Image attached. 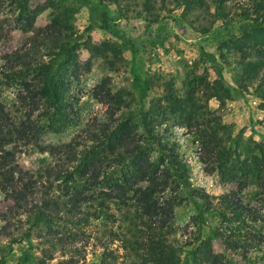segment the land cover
I'll list each match as a JSON object with an SVG mask.
<instances>
[{
    "label": "trees",
    "instance_id": "1",
    "mask_svg": "<svg viewBox=\"0 0 264 264\" xmlns=\"http://www.w3.org/2000/svg\"><path fill=\"white\" fill-rule=\"evenodd\" d=\"M26 1L9 0L18 10L13 15L2 14L4 1L0 0V41L15 27L33 23L42 7L28 9ZM143 1L151 9V0ZM178 1L184 7L198 2L204 11L212 4L215 12L221 13L227 0ZM250 1L256 16L262 12V17L256 26H242L250 31L240 44H231L242 68L235 82L240 92L252 88L264 102V0ZM80 2L87 9L86 31L110 29L111 19L100 3ZM79 45L83 42L78 43L66 27L48 23L34 29L16 51L1 57L0 92L3 87L16 86L22 110L18 126L7 127L3 132L7 114L0 101V193L11 201L9 211L26 214V231L40 224L48 232L52 221L60 216H66L80 229L99 219L98 212L107 211L106 202L111 201L121 207L122 220L129 223L130 234L128 239L120 232L110 234L113 240L124 244L122 249L133 244L141 247L143 254L135 255L140 258L138 264H179L177 251L188 247V264H236L234 257L244 264H264V142L240 147L239 139L231 136L230 128L221 123L216 111L198 117L178 112L162 101L163 106L159 105L156 111H139L137 124L132 126L128 125L129 117L116 121L120 96L99 92L95 96L111 101L107 112L111 122L86 124L68 143L48 146L50 160L39 172H23L10 159L4 146L12 143L13 136L21 138L27 147L32 138L43 132L58 134L77 123L79 98L72 87L83 68L75 55ZM169 123L184 125L190 131L204 172L216 175L223 183L234 184V189L216 201L200 189H189L186 163L177 144L170 141ZM153 145L159 157L151 155ZM181 189L201 207L180 229L179 240L175 238L178 229L170 222L173 207L183 200L178 193ZM206 212L214 213L217 223L207 228L203 239ZM13 215L0 218L4 222L1 229ZM134 220H138V226ZM135 227L140 229L133 237ZM19 241L9 238L5 254ZM212 242L219 244L221 252H214ZM50 245L54 247L56 243ZM42 252L44 256L46 250ZM54 264L77 263L69 258Z\"/></svg>",
    "mask_w": 264,
    "mask_h": 264
},
{
    "label": "rangeland",
    "instance_id": "2",
    "mask_svg": "<svg viewBox=\"0 0 264 264\" xmlns=\"http://www.w3.org/2000/svg\"><path fill=\"white\" fill-rule=\"evenodd\" d=\"M3 1L2 14L18 12L15 3ZM90 1L100 3L108 13L111 19L108 31L85 30L87 9L80 0H27L28 9L42 7L33 23L15 27L0 41V63L1 57L16 51L34 29L48 23L66 27L78 43L83 42L75 50L83 68L72 87L79 98L77 123L58 134L43 132L32 138L27 147L21 138L13 136L12 143L4 149L10 152V159L21 171H41L50 160L47 147L68 143L86 124L111 122L107 115L111 101L95 96L105 91L120 96L116 121L129 117L128 125L137 124L139 111H156L159 105L163 106L162 101H167L176 111L194 113L198 117L204 112L216 111L221 123L230 128L231 136L239 139L240 147L264 142V102L254 95L252 88L246 92L237 88L235 81L242 68L231 47V44L233 47L240 44L245 33L250 31L242 26L247 23L256 26L262 17V12L256 16L250 0H227L222 4L224 11L221 13L215 12L212 4L204 11L199 9L198 2L184 7L178 0H151V9L143 0ZM17 93L14 85L1 89L0 101L7 114L3 132L7 127L18 126L21 120ZM167 129L170 141L177 144L178 153L186 163L189 189H200L214 197V201L234 189V184L223 183L216 175L204 172L198 159L199 149L184 125L169 123ZM150 152L159 157L154 145ZM178 193L183 200L173 207L170 223L178 229L175 238L181 240L180 229L197 213L201 204L190 198L184 189ZM106 204L109 209L99 211V219L87 227L76 229L66 216H60L52 221L48 232L40 224L37 227L40 230L34 227L26 231L29 226L26 214L9 211L11 201L0 193V218L14 214L4 229H1L4 222H0V261L4 264H40L41 261L54 264L71 258L77 264H138L140 258L135 255L143 254L141 247L133 244L127 250L122 249L124 244L113 240L110 234L120 232L128 239L129 223L122 220L121 207L111 201ZM203 216L204 239L207 228L215 225L217 219L212 212ZM134 222L138 226V220ZM135 229L133 237L139 234L140 228ZM9 238L20 241L5 254ZM46 241L56 245L52 247ZM212 246L214 252H221L218 243L212 242ZM43 249L50 253L49 258L46 252L43 256ZM189 250L188 247L177 251L179 264H188L185 253ZM232 260L244 264L237 257Z\"/></svg>",
    "mask_w": 264,
    "mask_h": 264
}]
</instances>
